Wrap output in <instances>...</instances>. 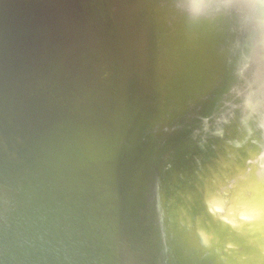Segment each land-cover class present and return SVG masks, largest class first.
<instances>
[{
	"label": "water",
	"instance_id": "95a60500",
	"mask_svg": "<svg viewBox=\"0 0 264 264\" xmlns=\"http://www.w3.org/2000/svg\"><path fill=\"white\" fill-rule=\"evenodd\" d=\"M128 2L131 0H0V25H7L5 43L18 32L23 46L22 56L15 57L0 42V72L4 67L15 77L17 89L27 92L32 106L44 105L46 94L49 99L48 113L28 112L22 118L12 115L9 127L4 129L8 152L0 158V264H108L100 258L106 226L125 193L124 180L127 169L135 164L131 160L135 144L143 137L146 113L173 104L172 122L185 132L186 125L203 108L199 103L192 106V94L176 83L180 74H188L193 66L191 61L179 66L180 62L173 60L170 64V44L189 42L182 52L207 45L209 55L199 66L221 57L230 76L238 71L256 42V29L250 21H245L242 34L232 39L239 19L225 2L147 0L123 8ZM195 17H201L200 31L187 38L177 26L180 21L194 22ZM105 20L110 22L109 32L102 25ZM147 23L154 29L156 26V31L145 34L142 60L136 52L138 43L133 45L126 70L124 63H118V53L107 51L109 40L122 29L132 36L135 29L143 30ZM81 24L84 32L100 33L96 47L93 49L85 38L77 41L63 57L64 70L56 79L49 76L29 87L24 75L40 69L38 54L44 47L49 51L54 48L67 31L75 36L72 28ZM13 28L19 31H8ZM95 49L103 50L105 56L99 60ZM60 57L51 52L44 62L55 72L57 63L63 60ZM138 76L143 78L139 86ZM7 77L0 76V92ZM124 80L129 83L127 92ZM91 107L97 112L93 113ZM54 121L56 126L52 125ZM147 130L154 133L149 127ZM143 144L146 153L148 143ZM9 160L15 164L7 165ZM25 176L31 180L33 194L21 195V204L34 208L27 218L20 214L21 209L7 211L5 200L7 189L14 190ZM38 226L43 232L36 244L32 237ZM46 240L53 244L54 251Z\"/></svg>",
	"mask_w": 264,
	"mask_h": 264
},
{
	"label": "rangeland",
	"instance_id": "374dc122",
	"mask_svg": "<svg viewBox=\"0 0 264 264\" xmlns=\"http://www.w3.org/2000/svg\"><path fill=\"white\" fill-rule=\"evenodd\" d=\"M142 1L147 0H131L122 7L131 8ZM207 1L225 2L230 11L238 14L232 39L242 34L245 21L251 22L250 18L260 13L258 2L264 3V0ZM105 21L102 25L109 32L110 22ZM260 24H252L256 29L253 35L256 42L251 44L250 53L235 74L229 76L228 66L220 57L199 66L196 72L192 69L177 78L176 83L182 90L192 94L190 104L203 105L198 117L186 125L185 132L172 122L173 104L146 113L143 137L135 144L131 160L135 164L127 169L124 180L125 193L119 197L106 226V243L100 258L108 264L264 263L260 252L245 247L248 235L224 233L221 236L204 209V190L209 181H214L228 164L241 162L253 150L264 151V25ZM72 30L75 36L67 31L54 48L49 51L50 48L44 47L38 57L55 52L62 59L74 43L84 39L80 25ZM142 32L137 28L132 36ZM145 47L144 40L140 39L136 48L139 60L143 59ZM10 78L4 81V93L0 92V152L4 147V129L9 127V116L22 118L40 108L30 104L26 91L20 93L14 89L17 81H9ZM137 78L139 86L143 78ZM15 90L18 91L16 94L13 93ZM47 98L46 94L44 104L49 102ZM148 127L154 133L148 132ZM165 134H168L167 138H164ZM142 141L148 143L146 153ZM260 162L264 164V157ZM30 181L29 176H25L17 187L13 186L14 190L7 189V211L21 209L23 218L28 217L34 208L21 204L20 196L33 194ZM42 232L43 227L38 226L33 242L41 241ZM46 242L51 245L50 251H54L53 244L49 240Z\"/></svg>",
	"mask_w": 264,
	"mask_h": 264
},
{
	"label": "bare ground",
	"instance_id": "6f19581e",
	"mask_svg": "<svg viewBox=\"0 0 264 264\" xmlns=\"http://www.w3.org/2000/svg\"><path fill=\"white\" fill-rule=\"evenodd\" d=\"M83 1L84 0H82V2ZM258 4H259L258 7L260 6V13L258 12L259 14L257 13L258 15H256L255 18H250L252 20L250 23L251 24L261 23L260 25H264V3L263 1H260L258 2ZM234 13L236 12H233V14ZM10 14H12V12ZM180 17L184 18L182 16ZM200 18L201 17L199 18L195 17L196 20H194V22H191L192 21L191 19L189 20V22L186 20L184 23L180 21L177 27H180L181 31L186 33L187 38H190V36L193 37L195 36L194 34H197L200 31V28L198 26L200 22ZM96 19L97 18L94 16L91 17L92 21H96ZM194 24L196 25L194 26ZM185 25L187 26L186 28ZM6 26L7 25L4 24L0 25V30H1L0 42L2 43L3 47H7L10 51H12L15 57L22 56L21 49H23V46L20 45L21 42H20V36H18V32L15 38H13V40L9 39L10 42L5 43L6 38L4 37H6V35L4 34V31ZM80 27L83 28L82 24L80 25ZM12 30L19 31L18 28L17 30H14V28L9 29L8 31L12 32ZM142 31L143 32L141 34H138L137 36H130L127 31L122 29L120 31V34L116 38L114 39L112 38L111 40H109V48L107 49V51L117 52L119 55L118 63H122V64L124 63L126 70L129 67L128 62L130 61V57L133 52V45L135 46V44H137L140 39L141 41H143L145 34L148 36V34L151 33L152 31L155 32L156 26L154 29L153 24H151L150 26H148V23L147 25L144 24ZM85 32L83 31L85 40L86 39L89 40L94 46L93 47L94 49L96 47L95 45L101 40L100 33L90 32L86 30ZM205 33L206 31L204 30L202 32V36ZM127 35H128V40H125ZM189 44L190 43L187 41L185 42L183 41L181 43L176 42L175 44L171 43L170 44L171 49L168 53L169 55L167 56V59L170 64H173L174 61L180 62L178 64L179 66L182 64L184 65L187 61H191L193 66L191 69H193L194 72H196L200 62L204 59V57L205 58L208 57L207 55H209L208 54L209 51L207 50V45H204L201 48H197V49L191 48V50H187L188 52H182L183 51L182 48H187ZM94 52L96 53L97 57H99V60L103 58L106 54L101 49L99 50L95 49ZM37 58H38L37 63L40 64V69L38 70L32 69L30 72L25 73V75L22 73L29 87H32L33 86L32 84L37 83L38 81L47 79L46 77L49 76H52V79L54 80L59 76V75L57 76V74H59V71L62 72L64 70V66L62 63L64 58L63 60L60 59L61 61L57 63L58 67L55 72L51 71L48 65L44 62L45 56H39ZM91 67L92 69H90V71H92L94 68L93 66ZM4 70L7 69L3 67V70H1L0 72V76H2L3 78L6 75L11 77L8 74V72ZM13 79H15V77L12 76V78H10L9 81ZM124 82L125 83L123 86H125V92H127V87L129 86V83L125 80ZM109 86L113 87V83H110ZM13 87L14 89L15 88L17 89V86L14 85ZM38 92L36 94L40 95V93ZM125 96L126 93H124L123 97ZM47 104L48 103L46 102L44 105H42L36 111V113L39 115L48 113L49 105ZM123 104L126 105V103L124 102ZM244 107H247V105ZM91 110H93V113L97 112L92 107ZM95 117L98 118V116ZM201 119L202 121H205L203 120V118ZM53 123L54 124L52 125L56 126L57 124L56 121H54ZM53 126H51V129H53ZM36 132H38L37 129ZM28 133H30V131H28ZM13 148L14 146H9V149H13ZM14 150H16V148ZM4 152L6 153L8 152L7 146H4V148L1 150L0 158L4 154ZM263 157H264L263 149H256L253 150L251 154H247L241 162L235 164H228L227 167L222 169L221 173L216 175L215 177L216 179L214 181L212 180L209 181L208 185L205 187L204 209L206 213L209 214V220L215 222L214 228L215 230L220 231L221 236L224 235V233H227L229 236L246 234L248 236L246 239L245 247H248V249L250 248L254 252L257 251L260 252L261 256L264 257V164L261 165L260 162ZM11 163L12 165L15 164L12 160L7 161V165H11ZM256 171L257 174L255 173ZM82 187L80 190H82ZM205 235L206 234L204 233V236Z\"/></svg>",
	"mask_w": 264,
	"mask_h": 264
}]
</instances>
